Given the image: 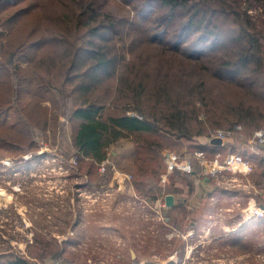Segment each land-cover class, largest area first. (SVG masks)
Instances as JSON below:
<instances>
[{"label":"trees","instance_id":"obj_1","mask_svg":"<svg viewBox=\"0 0 264 264\" xmlns=\"http://www.w3.org/2000/svg\"><path fill=\"white\" fill-rule=\"evenodd\" d=\"M62 114L88 183L110 179L98 165L121 139L143 174L163 157L159 133L240 124L250 137L264 126V21L240 0H140L133 16L95 0H0V148L37 153L35 132Z\"/></svg>","mask_w":264,"mask_h":264},{"label":"rangeland","instance_id":"obj_2","mask_svg":"<svg viewBox=\"0 0 264 264\" xmlns=\"http://www.w3.org/2000/svg\"><path fill=\"white\" fill-rule=\"evenodd\" d=\"M95 1L115 15L133 16L140 0ZM240 2L251 17L264 21V0ZM31 55L28 51L24 59ZM156 137L164 143L160 164L139 174L134 162L137 147L132 140L121 139L109 149L105 169L99 172L98 165L100 175L110 167V179L90 184L79 169L71 127L63 114L47 130L35 132L37 153L19 155L0 148V261L19 254L34 264H124L131 246L141 254V264H264V224L254 226L249 257L235 255L238 249L227 247L226 239L214 241L226 233L231 217L212 206L210 193L217 182H198L204 162L214 156L207 152L202 161L194 143L182 150L183 144L173 138L163 133ZM166 151L188 160L191 169L194 163L200 169L192 176L175 170L162 181ZM169 191L176 192L179 203L173 211L163 205L162 195ZM220 202L226 207L228 200ZM253 208L248 211L255 213ZM166 216L171 217L169 223ZM43 246L50 254L38 258ZM58 250L62 255L54 259Z\"/></svg>","mask_w":264,"mask_h":264},{"label":"crops","instance_id":"obj_3","mask_svg":"<svg viewBox=\"0 0 264 264\" xmlns=\"http://www.w3.org/2000/svg\"><path fill=\"white\" fill-rule=\"evenodd\" d=\"M171 138H173L171 140L183 144L182 150H185V148H187L189 144L194 143L196 145L197 150L203 151L205 156L207 152L211 153V155L213 156L219 154L221 158H224L229 153H239L252 163L253 170L248 175V181L250 185H253L255 187L254 190H244L238 187L231 186L228 182L223 180L221 176L209 177L204 175L202 172L205 171V169L207 168L205 165L201 169L202 172L199 171L200 178L202 180H198L199 183H205L210 179L217 182L216 186H214V189L210 193L212 206L216 205L215 207H217V211L221 209L226 210L228 212V216H231L227 218L230 223L225 226L226 233L218 234L217 236H215L216 239H214V241L218 242L219 240L223 241L226 239L225 242L227 247L231 246L236 247V249H238V252H236L237 254L234 253L235 255L242 254V256L249 257L251 252L253 251V248L251 246L254 240V234H252L254 226L258 224H264V216H257L255 215V213H250L248 211L249 208L251 209L253 206H255V208H264V167L260 170L258 167L259 163H262L264 165V146L259 145L251 147L246 141H243L242 138H239L238 136L227 138L220 144L211 143V139L213 138H208L207 136H199L189 141L185 139H177L174 137ZM226 174H229V172H226ZM180 184L181 183L179 182L178 186ZM181 186L182 185H180V187ZM176 191L177 193L179 192V190ZM166 193L172 194L174 197V203L172 206L165 205L166 208H168L170 211H173L179 204L176 203V192L174 193V191H169ZM167 194L162 195L164 197V204L165 196ZM222 198H226L228 200L226 207L221 206L220 200H222ZM178 200L180 202L182 201V199ZM164 219L167 223H169L171 217L166 216L164 217ZM218 220L219 218H217V221ZM215 221L216 220H214V222ZM195 224L196 222H191V226H194ZM127 242H129V239L125 241V243ZM128 254L129 259H127L124 264H141V254H137L134 249L131 248V246L128 247ZM153 255L154 254H152L151 256Z\"/></svg>","mask_w":264,"mask_h":264},{"label":"built area","instance_id":"obj_4","mask_svg":"<svg viewBox=\"0 0 264 264\" xmlns=\"http://www.w3.org/2000/svg\"><path fill=\"white\" fill-rule=\"evenodd\" d=\"M242 126L237 124L233 129L225 130L222 128H211L209 130L208 138H218L224 141L227 138L238 136L242 138L243 141H246L249 146H264V126L255 130L250 137H244L241 134ZM196 156L198 159L203 161L204 152L199 150L196 151ZM264 161V160H263ZM106 160H103L99 164V172L105 169ZM210 163L204 162L207 167L202 173L209 177H218L221 176L223 180L228 182L231 186L238 187L244 190H254V186L250 185L248 181V175L253 170L252 163L244 158L239 153H229L224 158H221L219 154H216ZM208 164H211L210 166ZM164 165H165V174L161 177L162 181L166 179V176L173 173L175 170H180L182 172H191V164L188 160L181 159L179 155L172 151L164 152ZM229 172V174H226ZM126 176V175H125ZM128 179L130 176H126ZM163 205L165 206L164 202ZM255 213L260 216H264V208H253Z\"/></svg>","mask_w":264,"mask_h":264},{"label":"water","instance_id":"obj_5","mask_svg":"<svg viewBox=\"0 0 264 264\" xmlns=\"http://www.w3.org/2000/svg\"><path fill=\"white\" fill-rule=\"evenodd\" d=\"M211 143H213V144H220L221 143V140L218 139V138H213V139H211ZM173 203H174V197H173V195L172 194H167L165 196V205L166 206H172Z\"/></svg>","mask_w":264,"mask_h":264}]
</instances>
